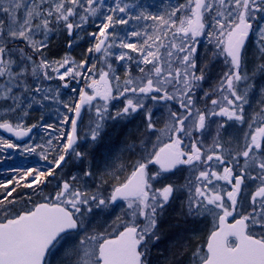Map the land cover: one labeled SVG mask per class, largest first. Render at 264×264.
<instances>
[{"label": "snow or ice", "instance_id": "snow-or-ice-1", "mask_svg": "<svg viewBox=\"0 0 264 264\" xmlns=\"http://www.w3.org/2000/svg\"><path fill=\"white\" fill-rule=\"evenodd\" d=\"M36 129L0 137L49 165L0 182V264H264V0H0V130Z\"/></svg>", "mask_w": 264, "mask_h": 264}, {"label": "flooded vegetation", "instance_id": "flooded-vegetation-1", "mask_svg": "<svg viewBox=\"0 0 264 264\" xmlns=\"http://www.w3.org/2000/svg\"><path fill=\"white\" fill-rule=\"evenodd\" d=\"M147 1H151V0H146ZM158 2V0H157ZM207 44V41L205 38H201V43H200V48L199 51L201 52V54H203L204 50H205V45ZM210 47V46H209ZM113 103H117V102H113ZM161 115L160 112H157V116L159 117ZM37 120L39 119H35V120H31L28 121L29 124L31 123H36ZM137 123H139V119H137ZM88 124V120H87V113L85 114V120H84V124L81 126L82 129L84 131H86V126ZM161 127L163 126L162 124L160 125ZM40 134H41V130L36 129L33 131L32 135V139H29V137H25L22 140H18L16 137L14 136H9L8 134L4 133L2 130H0V137H3L5 139H9L14 143H19V144H24V143H29V144H35V143H43V141L40 139ZM81 135H83V131L81 132ZM46 139V137H45ZM37 152H39V150H37ZM47 162L43 161L40 159V156L38 154H21L20 151L18 150H6L3 153H0V182L6 181L7 179L13 177L16 175V173L12 172L11 169L13 168H29V167H36V168H40L42 170L47 169L46 167ZM101 168L103 169L104 164L103 162H101L100 164ZM68 169V173L71 174H77V171L75 168H73L71 165L66 167ZM65 168V169H66ZM29 180L31 179V177L28 178ZM49 180L51 182H46L44 185H41V189L44 195L47 194H54L55 190H56V181L52 180V178H49ZM23 194H28L31 193V189H21L20 190ZM34 200H39L38 196H33ZM29 207L31 206L30 204L28 205ZM19 207V205H18ZM117 212L119 214V209H117ZM106 220L109 217H103ZM104 220V222L106 221ZM112 222V221H111ZM110 222V223H111ZM100 224H102L101 220L99 221ZM197 230H195L196 232H199V237H206L207 233L209 232V230L212 227V219L211 217H209L207 219V221H205L204 223L199 224L198 226H195Z\"/></svg>", "mask_w": 264, "mask_h": 264}, {"label": "rangeland", "instance_id": "rangeland-1", "mask_svg": "<svg viewBox=\"0 0 264 264\" xmlns=\"http://www.w3.org/2000/svg\"><path fill=\"white\" fill-rule=\"evenodd\" d=\"M152 2H153V0H151V1H147V3H149V4H151ZM89 30H90V29H89ZM84 41H85V40H84ZM82 42H83V41H82ZM72 57L75 58V59L78 60V61L81 60V59H78V58L74 57L73 55H72ZM57 58H58V57H57ZM119 71L121 72V74L123 73V70H122V69L119 70ZM118 73H119V72H118ZM56 83H57V82H53V87H55ZM73 86L79 88V87L82 86V84H79V85H78V84L73 83ZM63 94H64V98H65V99H67L70 95H73L69 90H63ZM54 107H55V106H54ZM61 111H64V109L61 108ZM40 115H41L40 111H36V112H34V113L32 114L31 119H30L29 121H31V120H35V119H39ZM44 115H45V119L47 120L48 123H53V124H55V123L58 122V117H57V114H56L55 111H54V108H53V110L50 111V112H45ZM52 155H55V153H53ZM50 158H51V156H50ZM46 167L48 168L49 165L47 164ZM64 171H65V175L67 176V175H68V174H67V173H68V169L66 168ZM117 214H118V212H117V210H116V212L113 213V215H112L111 217H109L107 220H106L105 218L101 217L96 223H99V221L101 220V222H102V224H103V223H104V220H106V221H107V224H111L110 222H111L112 220L115 219V215H117ZM99 224H100V223H99ZM105 226H107V225H105Z\"/></svg>", "mask_w": 264, "mask_h": 264}, {"label": "trees", "instance_id": "trees-1", "mask_svg": "<svg viewBox=\"0 0 264 264\" xmlns=\"http://www.w3.org/2000/svg\"><path fill=\"white\" fill-rule=\"evenodd\" d=\"M88 43H89V41L85 40V41L81 42L80 47H76V48H73V49L69 50L71 56L73 55L74 57H76V58H78V59H82V58H83V55H84V50H85L86 47L88 46ZM54 51H55V49H54ZM63 54H64V52L61 51V52H60V55H63ZM118 74L121 76V79L123 80L124 73L121 74V72L119 71ZM172 215L175 216V213H173ZM195 230H197L196 227H195ZM196 234L199 235V232H196ZM176 238H177V237H176V234H175V230H172V231L169 233V235L165 238L164 243L160 244L158 249H154V250H153L154 253H156V252H158V251H163V250L168 246V244H169L172 240H174V239H176Z\"/></svg>", "mask_w": 264, "mask_h": 264}, {"label": "bare ground", "instance_id": "bare-ground-1", "mask_svg": "<svg viewBox=\"0 0 264 264\" xmlns=\"http://www.w3.org/2000/svg\"><path fill=\"white\" fill-rule=\"evenodd\" d=\"M90 30H94V29H90ZM136 123H137V120H136ZM138 124V123H137ZM130 127H132V125H130ZM128 156V153H123V158H126ZM199 225V224H198ZM196 225V226H198Z\"/></svg>", "mask_w": 264, "mask_h": 264}, {"label": "water", "instance_id": "water-1", "mask_svg": "<svg viewBox=\"0 0 264 264\" xmlns=\"http://www.w3.org/2000/svg\"><path fill=\"white\" fill-rule=\"evenodd\" d=\"M3 131V130H2ZM4 132V131H3ZM4 133H6V134H8L9 136H11V134H9V133H7V132H4Z\"/></svg>", "mask_w": 264, "mask_h": 264}]
</instances>
